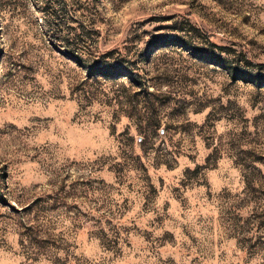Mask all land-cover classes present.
<instances>
[{"label":"rangeland","instance_id":"obj_1","mask_svg":"<svg viewBox=\"0 0 264 264\" xmlns=\"http://www.w3.org/2000/svg\"><path fill=\"white\" fill-rule=\"evenodd\" d=\"M0 264H264V0H0Z\"/></svg>","mask_w":264,"mask_h":264}]
</instances>
